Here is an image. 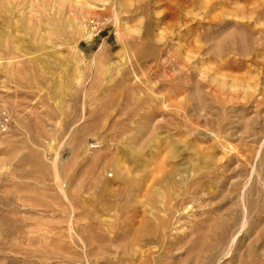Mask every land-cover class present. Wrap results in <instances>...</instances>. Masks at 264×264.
<instances>
[{
	"label": "rangeland",
	"instance_id": "1",
	"mask_svg": "<svg viewBox=\"0 0 264 264\" xmlns=\"http://www.w3.org/2000/svg\"><path fill=\"white\" fill-rule=\"evenodd\" d=\"M0 264H264V0H0Z\"/></svg>",
	"mask_w": 264,
	"mask_h": 264
},
{
	"label": "built area",
	"instance_id": "2",
	"mask_svg": "<svg viewBox=\"0 0 264 264\" xmlns=\"http://www.w3.org/2000/svg\"><path fill=\"white\" fill-rule=\"evenodd\" d=\"M103 27L104 23L102 20L93 19L88 22L86 30L87 33L90 34V36L94 37L102 32Z\"/></svg>",
	"mask_w": 264,
	"mask_h": 264
},
{
	"label": "bare ground",
	"instance_id": "3",
	"mask_svg": "<svg viewBox=\"0 0 264 264\" xmlns=\"http://www.w3.org/2000/svg\"><path fill=\"white\" fill-rule=\"evenodd\" d=\"M256 32H257V31H256ZM213 90H214V89H213ZM207 109H208V108H207ZM217 119H218V117H217ZM222 120H223V119H222ZM219 121H220V119H219ZM214 122H215V121H214ZM224 122H225V120H224ZM216 123H217V122H216ZM216 123H215V124H216ZM218 124H219V123H218ZM222 124H223V123H221V125H220V129H221V127H222ZM224 125H225V124H224ZM218 126H219V125H218ZM227 126H228V125H227ZM227 126H226V127H227ZM207 127H208V126H207ZM215 127H216V126H215ZM220 129H217V130H214V131L211 130V131H212L213 133H215L217 137H218L219 135H223V136H224V134H221V130H220ZM225 131H227V130H225ZM206 132H209V129H208ZM224 133H225V132H224ZM209 134L212 135V133H210V132H209ZM230 135H232V134L228 133V134H227L228 137H226V138H229ZM216 136H215V137H216ZM221 137H222V136H221ZM250 137H251V135H250Z\"/></svg>",
	"mask_w": 264,
	"mask_h": 264
}]
</instances>
